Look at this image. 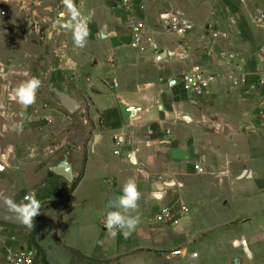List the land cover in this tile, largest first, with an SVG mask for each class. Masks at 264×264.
Segmentation results:
<instances>
[{"label":"crops","instance_id":"1","mask_svg":"<svg viewBox=\"0 0 264 264\" xmlns=\"http://www.w3.org/2000/svg\"><path fill=\"white\" fill-rule=\"evenodd\" d=\"M74 2L88 19L83 48L74 45L72 32L63 27L68 17H61L66 11L62 0H18L23 10L10 17V61L0 62V104L6 97L15 100L13 90L20 82L37 77L42 83L31 106L16 101L14 112L0 109V193L17 203L35 193L45 208L39 240L48 214L62 203L52 229L58 246L56 235L68 246L61 237L67 229L84 235L97 224L98 250L79 246L87 257L148 250L171 252L159 259L165 264H202L203 249L213 236L218 240L212 243L213 264L256 262L264 243V208L234 216L229 210L238 194L229 202L212 198L221 185L228 183L235 191L240 179L252 177L248 172L243 176L246 171L236 175L234 166H253L250 149L264 145V124L258 119V104L264 103V0H133L130 6L116 0ZM166 13L182 14L196 30L185 37L172 33L161 18ZM139 21L146 23L147 32L143 50L137 51L130 26ZM194 66L213 78L201 99H193L180 82L172 83ZM238 70L248 74L247 86L234 85ZM58 93L75 101L79 110L70 114ZM178 152L188 159L178 158ZM65 163L71 166L72 182L48 177ZM129 178L141 194L131 213L139 215L140 223L128 238L118 233L108 241V204ZM187 189L193 190V200L212 193L213 216L217 206L228 210L222 221L204 228L205 210L196 208L200 215L193 214V204L182 197ZM182 205L189 213L178 226L155 223L162 209L179 211ZM19 223L0 201V264H6ZM244 239L250 256L241 245ZM215 246L222 259L215 256Z\"/></svg>","mask_w":264,"mask_h":264},{"label":"rangeland","instance_id":"2","mask_svg":"<svg viewBox=\"0 0 264 264\" xmlns=\"http://www.w3.org/2000/svg\"><path fill=\"white\" fill-rule=\"evenodd\" d=\"M13 3L5 4V10L7 11L6 16L0 15V62L3 63L10 61V17L11 15L19 14L20 10L22 9V7H20V5L18 6L16 2ZM3 103L5 105L4 106L5 111L14 112L16 110L17 102L13 98L10 97L4 98ZM258 107H260V113L258 114V119L262 124H264V103L258 104ZM10 141H12L11 137H10ZM249 157L251 158L250 161L252 162L253 166L236 165L234 166V169L236 170L235 172L236 175H241L244 171H246L248 173H251L252 177L246 176L243 179H240L239 185L235 191L233 189L230 191V188L228 187V183H226L225 185H221L219 189H216L215 197L212 198L213 200L217 198L222 202L226 198V201L229 202L233 194H238L239 199L236 202L235 201L231 202L230 206L232 207L229 210L234 214V216L238 212H241L242 214H246V215H250V214L252 215L253 212H257L264 208V145L261 146L257 145L255 148L250 149ZM197 167H199L202 171L198 170ZM195 170L198 171L199 173L204 172V169L202 168L201 165L199 166L195 165ZM254 170L257 173L256 178L254 177V172H253ZM192 192H193L192 189H187L182 194V197L187 198V200L193 204L194 215L197 214L200 215V212L196 208L200 209L202 207V209L205 210L204 228H207L210 225H214L215 223L221 222L223 218V215H221L222 212L228 210L227 209L225 210L223 207L217 206L216 215L213 216L211 212L212 210L209 208H213L210 204V196H214V195H212V193H209V195L208 194L205 195V199H204V196H202V194L200 193L198 195H194L196 199L193 200V196L190 195V193L193 195ZM59 205L60 206H58V208L54 209L52 212L48 214L47 219L41 226L40 229L41 242L37 237L38 230L34 231V229H28L25 226H23L21 223H19L15 228L14 237L12 236L10 237V247L14 249L22 248V249L34 251L36 254V264H162L163 262L165 264L166 262L164 260L166 259L168 254H171V252L163 253L160 251L153 252V251L144 250V251L132 252L126 256L117 257V258H97V257H87L85 255L84 257L72 255L66 249L65 250L62 249L60 245L58 246L54 240L52 229L57 220V216H58L57 214L59 210L63 209V203L62 205L61 204ZM40 211L41 213L40 215H38V217L41 219L42 216L44 215L45 208H41ZM14 217L16 218L15 214H13V218ZM262 223L264 224V221H262ZM97 226H98L97 224H94V227L89 229L88 233L87 231H85L84 235H80L79 233L76 234L74 231L67 229L62 234L61 237L68 244L69 247L75 250H81L79 249L80 248L79 246L81 247L84 246V248H86V250H88L89 252H91V250L94 251L95 249L98 250V245H96V243L100 238L101 232L97 228ZM255 227H257L256 224ZM242 228L243 227H238L237 230H243ZM12 230L13 229L10 228V231ZM253 230H255V228ZM229 233H231V231H228L226 233L224 232V235L226 236ZM116 236L115 237H113L112 235L108 236V241L111 240L113 242ZM217 238L219 239V237ZM215 241L216 238L212 236L206 247L203 249V254H202L203 258L201 259L202 264H213V262H210L209 259L213 251V246ZM221 251L222 250L218 249L217 247L215 248L214 251V253L216 254L215 256L219 257V259L223 256V253ZM258 255L261 257L252 264H264V243L261 249L259 250ZM48 257L52 261L48 260L49 259ZM159 259H164V260H159Z\"/></svg>","mask_w":264,"mask_h":264},{"label":"clouds","instance_id":"3","mask_svg":"<svg viewBox=\"0 0 264 264\" xmlns=\"http://www.w3.org/2000/svg\"><path fill=\"white\" fill-rule=\"evenodd\" d=\"M62 3L66 11L61 13V17H68L63 27L72 32L74 45L83 48L86 46L89 35L88 19L82 16L74 0H62ZM41 83L37 77L20 82L13 90L15 100L24 108L31 106L36 101ZM3 108L4 105L0 104V109ZM2 114L4 113H0V115ZM17 128L22 130L21 125H17ZM3 170V166H0V171ZM140 195L135 179L129 178L124 183L121 194L109 201V211L104 218V227L113 237L119 233L124 238H128L136 230L140 223V217L131 213L138 209ZM0 201L9 212L15 214L23 226L28 229L34 228L35 218L41 213V203L34 192L25 195L23 202L20 203H17L12 197L0 193Z\"/></svg>","mask_w":264,"mask_h":264},{"label":"built area","instance_id":"4","mask_svg":"<svg viewBox=\"0 0 264 264\" xmlns=\"http://www.w3.org/2000/svg\"><path fill=\"white\" fill-rule=\"evenodd\" d=\"M133 0H116L119 5L130 6ZM18 2V0H0V15L6 16L5 4ZM162 20L169 26L172 33L178 34L182 37L192 34L196 30L194 23L189 21L180 13H166L161 16ZM264 19V17H262ZM133 34L132 48L135 50H143L142 42L146 37L147 27L146 23L139 21L130 26ZM218 37V35H215ZM147 41L151 43L155 50L157 47L154 45L152 37L147 36ZM261 53L264 55V45L261 48ZM213 78L210 77L202 67L194 66L190 72L181 77L180 83L184 91L189 94L193 99H201L208 95L210 85ZM233 83L236 87L248 85V74L238 70L236 77H232ZM264 84V81H261ZM116 146H120L121 142L118 137L115 138ZM118 154V152L116 153ZM198 170L202 171L199 167ZM189 208L182 205L179 211H173L170 208L162 209L155 219V223L160 226L172 228L178 226L182 219L188 215ZM5 262L7 264H36V254L34 251L27 249H14L9 248L5 253Z\"/></svg>","mask_w":264,"mask_h":264},{"label":"water","instance_id":"5","mask_svg":"<svg viewBox=\"0 0 264 264\" xmlns=\"http://www.w3.org/2000/svg\"><path fill=\"white\" fill-rule=\"evenodd\" d=\"M180 82V80H174L172 83H178ZM58 96L61 99V102L63 104V107L70 113V114H74L79 110V105L71 100L69 97L58 93ZM129 112H127L126 118H129L130 115H128ZM176 155L178 156V158L180 159H188V154L185 152H178L176 153ZM55 175H59L64 177L65 179H67L68 181L72 182L73 181V175H72V170H71V166L68 163H65V166L59 167L57 169H53L51 171V173L48 175L49 178L54 177ZM247 172L243 173V176H246ZM250 176V175H249ZM47 184V181L45 183L42 184V187H44ZM242 247H244L245 252L250 256L251 252L249 250V247L247 245L246 240L244 239L241 243Z\"/></svg>","mask_w":264,"mask_h":264},{"label":"trees","instance_id":"6","mask_svg":"<svg viewBox=\"0 0 264 264\" xmlns=\"http://www.w3.org/2000/svg\"><path fill=\"white\" fill-rule=\"evenodd\" d=\"M87 155L84 156V161H83V165L84 167L86 166L87 164ZM80 178L76 179L71 187V190H70V195H69V200L71 199V195L73 194V192L76 190V188L78 187L79 183H80ZM40 222V218L37 216L35 218V226H34V231L37 230V227H38V224ZM56 240L59 242V244L64 248L66 249L67 251H69L72 255H76V256H82L84 257V255L82 253H80L78 250H75L73 248H70L68 246H66L59 238L58 236L56 235ZM86 258V257H85Z\"/></svg>","mask_w":264,"mask_h":264}]
</instances>
